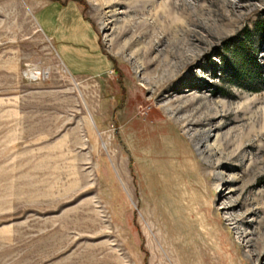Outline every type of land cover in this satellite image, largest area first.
Returning <instances> with one entry per match:
<instances>
[{
    "label": "rangeland",
    "instance_id": "rangeland-1",
    "mask_svg": "<svg viewBox=\"0 0 264 264\" xmlns=\"http://www.w3.org/2000/svg\"><path fill=\"white\" fill-rule=\"evenodd\" d=\"M260 21L264 0H0V264H264Z\"/></svg>",
    "mask_w": 264,
    "mask_h": 264
},
{
    "label": "crops",
    "instance_id": "crops-1",
    "mask_svg": "<svg viewBox=\"0 0 264 264\" xmlns=\"http://www.w3.org/2000/svg\"><path fill=\"white\" fill-rule=\"evenodd\" d=\"M43 11H45V12H43ZM43 11L41 12V14L39 15V25L44 29V31H45V34L47 35V36H49V37H51V28H49L48 27V24H49V22H50V16H49V14H50V10H49V8L47 9V8H45V9H43Z\"/></svg>",
    "mask_w": 264,
    "mask_h": 264
},
{
    "label": "trees",
    "instance_id": "trees-1",
    "mask_svg": "<svg viewBox=\"0 0 264 264\" xmlns=\"http://www.w3.org/2000/svg\"><path fill=\"white\" fill-rule=\"evenodd\" d=\"M259 27H260V30H261V32H263L264 31V26H263V22L262 21H260L259 22Z\"/></svg>",
    "mask_w": 264,
    "mask_h": 264
},
{
    "label": "bare ground",
    "instance_id": "bare-ground-1",
    "mask_svg": "<svg viewBox=\"0 0 264 264\" xmlns=\"http://www.w3.org/2000/svg\"><path fill=\"white\" fill-rule=\"evenodd\" d=\"M196 150H197V147H196Z\"/></svg>",
    "mask_w": 264,
    "mask_h": 264
}]
</instances>
